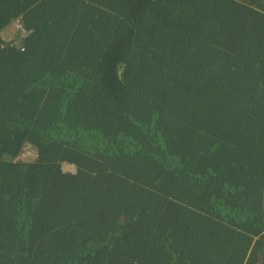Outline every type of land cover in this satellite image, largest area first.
Segmentation results:
<instances>
[{
    "label": "trees",
    "instance_id": "1",
    "mask_svg": "<svg viewBox=\"0 0 264 264\" xmlns=\"http://www.w3.org/2000/svg\"><path fill=\"white\" fill-rule=\"evenodd\" d=\"M0 264H264V0H0Z\"/></svg>",
    "mask_w": 264,
    "mask_h": 264
},
{
    "label": "rangeland",
    "instance_id": "2",
    "mask_svg": "<svg viewBox=\"0 0 264 264\" xmlns=\"http://www.w3.org/2000/svg\"><path fill=\"white\" fill-rule=\"evenodd\" d=\"M16 28V27H15ZM14 27H10L8 28L3 34L2 36L5 38V39H9L12 35H16V30H15ZM37 156V153L36 151L31 147L29 146L28 149L26 150V152L24 153V158H34ZM64 169L65 170H68V171H72V172H75L76 169L74 166L72 165H64Z\"/></svg>",
    "mask_w": 264,
    "mask_h": 264
},
{
    "label": "built area",
    "instance_id": "3",
    "mask_svg": "<svg viewBox=\"0 0 264 264\" xmlns=\"http://www.w3.org/2000/svg\"><path fill=\"white\" fill-rule=\"evenodd\" d=\"M11 27H16L15 28V30H16V32H17V30L18 29H21L23 32H25V30L22 28V25H21V23L17 20V21H15L14 22V24H12V26ZM6 41H10V38L9 39H5Z\"/></svg>",
    "mask_w": 264,
    "mask_h": 264
},
{
    "label": "clouds",
    "instance_id": "4",
    "mask_svg": "<svg viewBox=\"0 0 264 264\" xmlns=\"http://www.w3.org/2000/svg\"><path fill=\"white\" fill-rule=\"evenodd\" d=\"M3 38H4V37H3ZM4 39H5V38H4ZM23 156H24V154L22 155V158H24Z\"/></svg>",
    "mask_w": 264,
    "mask_h": 264
}]
</instances>
